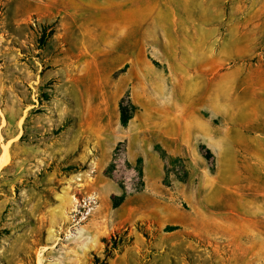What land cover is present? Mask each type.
Wrapping results in <instances>:
<instances>
[{
	"label": "rangeland",
	"instance_id": "374dc122",
	"mask_svg": "<svg viewBox=\"0 0 264 264\" xmlns=\"http://www.w3.org/2000/svg\"><path fill=\"white\" fill-rule=\"evenodd\" d=\"M5 147L0 264H264V0H0Z\"/></svg>",
	"mask_w": 264,
	"mask_h": 264
},
{
	"label": "trees",
	"instance_id": "16d2710c",
	"mask_svg": "<svg viewBox=\"0 0 264 264\" xmlns=\"http://www.w3.org/2000/svg\"><path fill=\"white\" fill-rule=\"evenodd\" d=\"M49 35H50V33L46 34L45 31H42L41 32V34H40V36L38 38V43H39V46L41 48L45 45V43H46ZM158 149H159V153L161 155V158L163 159V161L165 163V167L167 168V170H166V177H168L169 176V170H168V168L171 167V166H173V165L176 166V164L180 163V159H178V158H172L164 149H162L160 147ZM110 169L111 168H107V172H111ZM136 169H137V172L139 174H141V160H139V163L136 166ZM141 189H142V184L139 185V186H137V187H134L132 189H127L125 187L124 190H123L122 195L120 197L116 198V200L114 201V205L115 206H118L125 199V197L127 195H129L131 193L138 192ZM94 264H97V259H95Z\"/></svg>",
	"mask_w": 264,
	"mask_h": 264
},
{
	"label": "bare ground",
	"instance_id": "6f19581e",
	"mask_svg": "<svg viewBox=\"0 0 264 264\" xmlns=\"http://www.w3.org/2000/svg\"><path fill=\"white\" fill-rule=\"evenodd\" d=\"M8 162V153H7V147H5L2 155H1V161H0V168L4 166ZM141 206V204H140Z\"/></svg>",
	"mask_w": 264,
	"mask_h": 264
}]
</instances>
